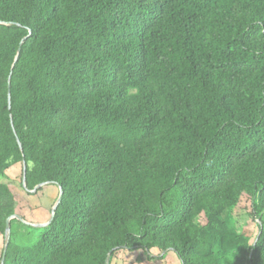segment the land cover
I'll list each match as a JSON object with an SVG mask.
<instances>
[{
    "label": "trees",
    "instance_id": "16d2710c",
    "mask_svg": "<svg viewBox=\"0 0 264 264\" xmlns=\"http://www.w3.org/2000/svg\"><path fill=\"white\" fill-rule=\"evenodd\" d=\"M44 183L53 219L30 244L11 220L4 264H264V0H0V235Z\"/></svg>",
    "mask_w": 264,
    "mask_h": 264
},
{
    "label": "rangeland",
    "instance_id": "374dc122",
    "mask_svg": "<svg viewBox=\"0 0 264 264\" xmlns=\"http://www.w3.org/2000/svg\"><path fill=\"white\" fill-rule=\"evenodd\" d=\"M3 181L12 184L17 188L22 186V165L12 164L5 172ZM59 194V188L54 184H46L35 192H28L23 189L19 197L18 214L10 216L17 238L25 243H33L37 238V232L33 225L45 224L48 222L52 207ZM250 203L242 200L238 208L230 215V227L239 234L249 236L253 241L258 235V224L260 220L250 214ZM20 217L22 221L15 219ZM9 218V217H8ZM7 218V219H8ZM6 219V220H7ZM264 220V216L262 217ZM10 220V221H11ZM5 236L0 235V256L5 245ZM163 255V254H162ZM151 259V260H150ZM110 264H180L172 251H167L163 258L152 259L140 252H118Z\"/></svg>",
    "mask_w": 264,
    "mask_h": 264
},
{
    "label": "water",
    "instance_id": "95a60500",
    "mask_svg": "<svg viewBox=\"0 0 264 264\" xmlns=\"http://www.w3.org/2000/svg\"><path fill=\"white\" fill-rule=\"evenodd\" d=\"M22 166H23V178H22V181H23V186H25L26 164H25L24 161L22 162ZM44 185H46V183L37 185L33 190H31L29 192H35L37 189L41 188ZM61 196H62V189H61V187H59V194H58V197H57V200H56L54 206L52 207L51 215H50V218H49L48 222H46L45 224H40V225H33L34 227H44L45 225H47V224H49L51 222V220L53 219L55 210H56L58 204L61 201ZM15 219H18V220L22 221V219L20 217H17V216L15 217ZM10 220H11V217H9L6 220V228H5L6 244H8V241H9V235H10ZM4 259H5V250L3 251L0 264H4Z\"/></svg>",
    "mask_w": 264,
    "mask_h": 264
}]
</instances>
